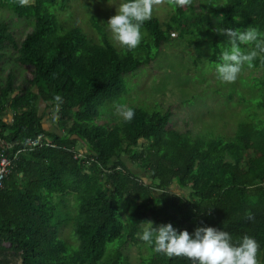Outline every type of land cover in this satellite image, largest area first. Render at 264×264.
I'll use <instances>...</instances> for the list:
<instances>
[{"label": "trees", "instance_id": "trees-1", "mask_svg": "<svg viewBox=\"0 0 264 264\" xmlns=\"http://www.w3.org/2000/svg\"><path fill=\"white\" fill-rule=\"evenodd\" d=\"M72 1L0 0V8L34 21L20 43L10 22L0 21V62L15 47L16 61L32 67L25 85L12 70L0 77V151L12 159L0 181V264L6 251L20 255L21 264H132L123 246L145 243L138 234L147 220L171 221L190 232L208 224L234 238L254 236L264 264V54L251 66L263 69L254 83L258 112L239 123L234 137L194 132L193 122L179 129L169 107L129 105L132 120L97 122L101 106L126 91L125 76L151 64L163 45L179 47L178 38L195 49L196 64L208 49L215 67L226 42L215 29L264 31V0H189L183 7L166 0L173 7L169 20L163 24L153 15L145 21L135 49H118L95 17L101 43L80 26L64 28L59 12ZM42 105L54 111V129L44 126L49 112ZM39 135L41 144L33 147ZM174 183L190 187V195L172 191ZM70 194L76 199L75 246L62 235ZM149 247L139 264H193Z\"/></svg>", "mask_w": 264, "mask_h": 264}, {"label": "rangeland", "instance_id": "rangeland-1", "mask_svg": "<svg viewBox=\"0 0 264 264\" xmlns=\"http://www.w3.org/2000/svg\"><path fill=\"white\" fill-rule=\"evenodd\" d=\"M115 11V5H110L108 0H73L67 11L59 12V20L64 28L80 26L90 39L101 43L103 37L94 23L93 17H95L110 40L118 49H122L123 46L111 38L106 24ZM172 12L173 7L166 0H161L153 15L159 17L165 24ZM0 21L10 22L18 43L34 26L32 19L18 17L7 8H0ZM177 40L179 47L163 45L159 57L151 64L125 76L126 91L117 99L101 106V115L97 118V122L111 125L121 122L123 118L115 110L118 103L140 105L146 109L165 110L169 107L173 110V122L177 128H187L190 122H193L194 132L230 138L235 136L241 121L254 118V112H258L256 99L260 95L259 88H255L254 83L256 77L262 76L263 69L245 65L237 80L223 82L219 79L215 67L209 64L208 49L196 64L193 59L195 58L193 55L197 56L195 49L187 41L180 38ZM16 50L15 47L7 48L5 58L0 62V77L5 78L12 70L17 74V82L25 85L32 77V67L16 61ZM46 111L47 107L42 105V112ZM11 112L9 110L4 118L10 119ZM47 112L49 113H45L47 115L43 122L45 127L51 128L54 125L51 120L54 111ZM80 150L84 149L80 147ZM130 165L133 171L140 173V168L136 164L130 163ZM141 179L147 184H152L153 181V177L145 172L141 173ZM171 190L185 196H189L191 191L190 187L181 188L176 183L171 186ZM67 199V205L63 207L70 219L65 222L62 235L75 246L78 239L72 229V218L76 212V199L73 194L68 195L65 201ZM123 250L128 254L132 264H139L144 257H149L151 254V248L146 242L135 244L127 241ZM3 256L5 258L3 264H21L20 255L14 251L3 252Z\"/></svg>", "mask_w": 264, "mask_h": 264}, {"label": "clouds", "instance_id": "clouds-1", "mask_svg": "<svg viewBox=\"0 0 264 264\" xmlns=\"http://www.w3.org/2000/svg\"><path fill=\"white\" fill-rule=\"evenodd\" d=\"M188 2L176 0V6L183 7ZM108 3L116 7L115 14L106 22L111 38L120 46L135 49L144 37V22L152 18L161 0H108ZM215 30L226 34L215 71L221 81L233 82L245 65L251 67L264 54V31L251 25ZM115 110L126 121L135 115V109L124 103H118ZM140 227L139 239L155 251L168 256H186L193 264H259L260 243L248 234L234 238L227 229L208 224H200L190 232L187 228L179 229L171 221L156 224L147 220Z\"/></svg>", "mask_w": 264, "mask_h": 264}, {"label": "built area", "instance_id": "built-area-1", "mask_svg": "<svg viewBox=\"0 0 264 264\" xmlns=\"http://www.w3.org/2000/svg\"><path fill=\"white\" fill-rule=\"evenodd\" d=\"M42 139H43V136L39 135L36 139L31 140L30 144L33 147L38 146L41 144ZM9 147H11V145H9ZM4 151H5V148H3L0 151V181L11 172V165H12V159L9 158Z\"/></svg>", "mask_w": 264, "mask_h": 264}, {"label": "crops", "instance_id": "crops-1", "mask_svg": "<svg viewBox=\"0 0 264 264\" xmlns=\"http://www.w3.org/2000/svg\"><path fill=\"white\" fill-rule=\"evenodd\" d=\"M54 127H55V126H52L51 128L54 129ZM82 148L84 149V150H82V151H85V148H84V147H82Z\"/></svg>", "mask_w": 264, "mask_h": 264}, {"label": "bare ground", "instance_id": "bare-ground-1", "mask_svg": "<svg viewBox=\"0 0 264 264\" xmlns=\"http://www.w3.org/2000/svg\"><path fill=\"white\" fill-rule=\"evenodd\" d=\"M167 61V60H166ZM164 62V61H163ZM174 72V71H173ZM182 94V93H181Z\"/></svg>", "mask_w": 264, "mask_h": 264}]
</instances>
